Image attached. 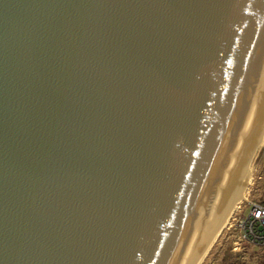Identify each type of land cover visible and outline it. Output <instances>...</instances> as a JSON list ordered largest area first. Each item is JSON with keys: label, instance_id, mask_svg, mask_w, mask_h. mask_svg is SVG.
Returning <instances> with one entry per match:
<instances>
[{"label": "water", "instance_id": "obj_1", "mask_svg": "<svg viewBox=\"0 0 264 264\" xmlns=\"http://www.w3.org/2000/svg\"><path fill=\"white\" fill-rule=\"evenodd\" d=\"M264 135V0H0V264H196Z\"/></svg>", "mask_w": 264, "mask_h": 264}, {"label": "rangeland", "instance_id": "obj_2", "mask_svg": "<svg viewBox=\"0 0 264 264\" xmlns=\"http://www.w3.org/2000/svg\"><path fill=\"white\" fill-rule=\"evenodd\" d=\"M242 183L245 184L243 185V198L238 201L239 203L237 202L232 216L221 231V234L209 246L198 264H242L246 262L252 264V259L254 258H249L248 256H254L255 262L257 261L256 258L259 257L264 261V248L262 247L241 244L240 248L235 250L234 246H232L238 240V236H240L236 225L237 219L241 217V214L238 213L241 212L243 215L248 213V209H244L246 202H258L264 205V135L257 146L250 169Z\"/></svg>", "mask_w": 264, "mask_h": 264}, {"label": "built area", "instance_id": "obj_3", "mask_svg": "<svg viewBox=\"0 0 264 264\" xmlns=\"http://www.w3.org/2000/svg\"><path fill=\"white\" fill-rule=\"evenodd\" d=\"M244 209H248V213L247 215L238 213L241 214V217L237 219L236 225L240 236L232 246L235 250L240 248L241 244H251L255 247L264 248V205L247 201Z\"/></svg>", "mask_w": 264, "mask_h": 264}, {"label": "bare ground", "instance_id": "obj_4", "mask_svg": "<svg viewBox=\"0 0 264 264\" xmlns=\"http://www.w3.org/2000/svg\"><path fill=\"white\" fill-rule=\"evenodd\" d=\"M262 140V139H261ZM261 142V141H260ZM245 184H243L241 182V184L239 185V187L237 188L232 200L230 201L227 209H226V213L224 215V217L222 218V220L217 224L212 238L210 240L209 245L207 246V248L205 249V251L203 252L202 256L200 257V259L198 260V262L196 264H198L200 262V260L202 259V257L205 255L206 251L208 250L209 246L214 242V240L221 234V231L224 229V227L226 226L228 220L231 218L233 210L237 204V202L239 200H241L243 198V191H244V186ZM239 203V202H238Z\"/></svg>", "mask_w": 264, "mask_h": 264}, {"label": "trees", "instance_id": "obj_5", "mask_svg": "<svg viewBox=\"0 0 264 264\" xmlns=\"http://www.w3.org/2000/svg\"><path fill=\"white\" fill-rule=\"evenodd\" d=\"M249 258H254V259H252V264H263V260H262V258L261 257H259V258H256V262H255V257L254 256H252V257H250V256H248ZM242 264H249V262H246V263H242Z\"/></svg>", "mask_w": 264, "mask_h": 264}]
</instances>
